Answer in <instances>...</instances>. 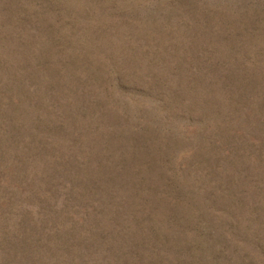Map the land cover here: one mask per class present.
Listing matches in <instances>:
<instances>
[{"label": "rangeland", "instance_id": "1", "mask_svg": "<svg viewBox=\"0 0 264 264\" xmlns=\"http://www.w3.org/2000/svg\"><path fill=\"white\" fill-rule=\"evenodd\" d=\"M0 264H264V0H0Z\"/></svg>", "mask_w": 264, "mask_h": 264}]
</instances>
